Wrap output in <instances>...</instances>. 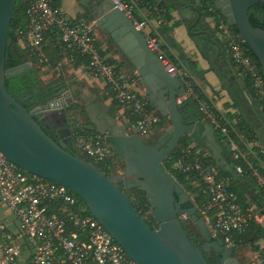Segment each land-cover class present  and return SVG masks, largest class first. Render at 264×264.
<instances>
[{
    "label": "water",
    "instance_id": "1",
    "mask_svg": "<svg viewBox=\"0 0 264 264\" xmlns=\"http://www.w3.org/2000/svg\"><path fill=\"white\" fill-rule=\"evenodd\" d=\"M258 3L264 4V0H215L214 7L226 24L236 29L264 75V30L253 28L248 19L249 9ZM99 4L103 12L101 21L112 37L123 35L133 42L134 52L128 57L142 79L144 95L168 120L156 143L145 144L137 134H128L127 125L118 124L106 107L87 102L84 96L77 97L75 92L62 87V83L53 85L56 88L43 105L30 111L23 109L20 101L29 99L30 95L14 99L5 90V81L33 70V67L24 59L22 64L5 69L6 47L11 44L7 34L16 0H0V153L23 172L59 184L77 196L88 213L135 264H208L203 253L211 250L220 256L218 264H240L233 256L236 247H226L221 240L212 238L197 214L194 199L163 167L164 160L174 152L180 139L190 136L203 143L217 168L230 178H236L214 128L208 122H185L181 113L185 103L178 101L185 91L179 80L165 70L158 57L147 48L143 35L110 0H101ZM158 31L165 43L173 48L171 37L162 27ZM179 59L194 70L182 51ZM216 67L221 71L219 65ZM221 75L225 78L224 89L228 90L235 78ZM79 99L85 101L83 106L76 104ZM71 106L76 108L69 110ZM69 111L87 115L89 123L82 128L104 137L113 154L124 163L121 175L107 177L93 164L66 151L73 145ZM47 113H61L63 125L47 130L41 122ZM48 131L53 133L56 141L46 134ZM159 143H165V146L161 148ZM131 177H134V185L129 184ZM119 183L126 189L133 186L142 189L151 208V217L157 223L156 229L150 228L140 217L119 189ZM182 214L202 237L204 243L200 248L187 237L180 220Z\"/></svg>",
    "mask_w": 264,
    "mask_h": 264
},
{
    "label": "built area",
    "instance_id": "2",
    "mask_svg": "<svg viewBox=\"0 0 264 264\" xmlns=\"http://www.w3.org/2000/svg\"><path fill=\"white\" fill-rule=\"evenodd\" d=\"M110 1L143 35L147 48L165 70L179 80L186 97H195L189 81L193 77L185 68L177 71L166 56L165 41L158 31L165 16L161 0ZM26 15L27 32L25 39L18 41L20 48H27L35 61L46 62L39 46L51 34L58 48L69 52L68 58H64L68 64L73 63V54L85 58L84 69L105 82L115 93L116 101L135 114L132 127L136 134L148 133L158 116L147 109L145 100L130 89L102 55L91 22L68 18L54 6L53 0H31L26 6ZM214 30L240 77L238 81H246L264 114L263 81L246 55L242 40L222 21L214 22ZM197 103L205 122L214 128L218 143L226 147L234 160L244 163V168L240 165L233 168L235 173H247L264 196V145L259 140H241L239 145L229 137L235 121L227 120L226 111L212 104L213 109L200 98ZM73 144L89 163L104 170L110 168L107 160L114 154L103 136L78 134ZM208 154L194 145L183 148L173 167L197 183L205 194L206 202L198 211L212 238L221 240L226 247L235 246L233 235L244 233L249 226L264 227V204L249 203L241 207L230 191L229 179L220 177L219 168L205 159ZM0 206L6 207L13 219L0 218V264H23L22 246L28 249L30 264H135L77 196L59 184L23 172L1 153ZM180 220L187 221L188 217L182 214ZM260 248L258 252H251L252 264H264V245Z\"/></svg>",
    "mask_w": 264,
    "mask_h": 264
},
{
    "label": "trees",
    "instance_id": "3",
    "mask_svg": "<svg viewBox=\"0 0 264 264\" xmlns=\"http://www.w3.org/2000/svg\"><path fill=\"white\" fill-rule=\"evenodd\" d=\"M30 1L31 0H16L14 13L12 15L8 29V34H7V38L11 40V44L6 47L7 62L5 65V69L13 68L22 64L23 60L26 59L33 67V70L27 71L22 75L16 76L11 79H7L5 81V90L14 99H17L18 97H21L23 95H30L29 99L20 101L21 107L26 111H30L36 106L43 105L46 102L47 98L52 93L53 84H42L40 81V76L46 74L50 68H52L54 65L59 63L63 58H68L69 56L68 51H61L58 48L57 41L51 34H48L44 38V41L39 46L40 51L45 55V58L47 59L46 62L39 63L35 61L27 48L22 49L19 47L18 41L24 40L25 34L27 32L26 27L28 24V19L26 15V6ZM214 1L215 0H200V8L203 12L202 15L212 17L214 22L222 21L226 23L225 19L221 16L220 12L216 10V8L214 7ZM53 4L55 7H59L60 0H53ZM161 6L165 10V16H164V21L160 24V27L163 28L165 33H169L173 28L179 25V22H176L171 18L169 14V8L167 7L165 0H161ZM248 19L253 28H259L264 30V8L261 9L259 7V3L252 6L249 9ZM229 29L233 35L238 36V33L233 26H229ZM214 41L221 47L222 50L221 61H222L223 70L222 72L219 73V78L223 82L225 81V78L222 77L221 73L225 74L226 76L230 75L228 74L229 72L226 69L227 63L228 65L230 63L233 69H234V65L230 57L228 56L224 45L219 41L217 42L215 39ZM242 47L245 50L246 55L251 59V61L255 65L256 71L258 75L261 77L264 87V75L260 71V67L257 60L254 58V56L248 50V48L244 43L242 44ZM164 49L168 60L177 71H182L183 68H185L189 72V74L193 77V80L190 79L189 81L191 82L190 88L194 92L195 97L191 95L187 96L186 99L184 100L185 106L181 109V113L184 116L185 122H194L200 124L204 123L205 117L204 114L199 109L197 99L200 98L204 100V102L209 104L211 107L212 104H214L215 102V99L209 98L204 93L202 86L198 84V82L203 83L204 79L202 77L204 72L198 70L196 64L193 62H190V64L194 68V70L187 67L179 59L180 48L178 46L174 45L173 48H170L165 43ZM72 57H73V63L71 64L72 67L77 68L80 65L83 66L86 64L85 58H82L75 54H73ZM236 77L240 79V77L237 74ZM234 84H236V81L232 83V85ZM108 90L110 91L108 97L112 99L113 112L123 108V106L116 101L115 93L111 90L109 86H108ZM243 92L247 93L251 97V99L253 100V105L255 106L256 110L260 109V104L255 99L256 96L254 95L253 92H251V90H249L248 84L246 83L245 80H241L239 86H237L236 89H232L231 87L229 88L228 94L231 99V105H228L226 109H234L235 111L234 112L226 111L225 117L227 118L228 121H232V120L235 121L232 126L233 128L229 130L228 134L229 137L239 145L241 144V140H246V141L259 140L257 138L255 127L251 124L250 120L248 119L244 111L245 100L244 98H241ZM31 100H33V102H31ZM146 107L150 112L153 111L152 106H150L149 103L147 102H146ZM75 108H76L75 106H71L69 110H74ZM212 108L214 109V107ZM261 113L264 119V114L263 112ZM124 115L128 117L127 119L131 125L135 124L136 116L129 109H126ZM157 116H158V121L150 126L148 133L146 135L141 136L137 134L145 144L152 145V143H154V141L157 138L156 134H159L168 124L167 118H164L160 114ZM46 134L51 139L56 141V138L54 137L53 133L46 132ZM78 134L90 135L94 133H92L89 130L83 129L82 127L74 128L72 130L73 142H74V137ZM145 136H147L148 138L146 139ZM217 141L219 142L218 137H217ZM192 145H194L196 149H201L202 152H206V153L208 152L204 148L203 143L201 141L193 140V138L190 136H184L180 139L174 152L168 155L167 158L164 160L163 167L173 175V177L177 180V182H179V184L185 190V192H187L191 197H193L197 207L200 208L201 205L206 202V197L205 194L202 192L201 187L197 183H194L191 179L187 178L185 174L181 173L178 170H175L173 167L176 158L183 150V148ZM221 147L223 149L224 157L226 158L227 162L232 168H234L236 165H240L242 168L245 167L244 163L241 160H234L230 156L229 151L226 149L224 145L221 144ZM66 151L81 160H84L86 162H91L89 159L79 154L74 144L70 148H67ZM205 159L207 160V162L215 165L210 154H208L205 157ZM118 163L119 161L116 155H113L111 158L107 160V164L110 165L109 169L104 170L100 166L97 167L104 175H106L107 177H111L116 175L117 172L115 170L117 168L116 164ZM219 176L229 179L230 191L234 193L237 203L240 204L241 207H245L249 203H256L259 205L264 204V196H262L261 193L259 192L254 179H252L247 173L244 172L242 174H237L236 178H230L224 171L219 169ZM118 187L125 194V196H127L131 200V203L133 204L135 210L138 212L140 217L146 222V224L150 228L156 229L157 223L154 222L151 217L150 214L151 208L142 189L139 187L126 189L122 183H119ZM197 214L199 218L202 217L199 211ZM187 221L181 220L185 233L189 238V240L191 241V243L197 248H200L201 245L204 243V241L198 233L192 234L191 232L187 231ZM232 239L236 248L249 246L250 252L252 253L258 252L261 250V248L259 245L255 243L259 241H263L264 243V227L249 226L244 233L239 235H233ZM27 250L28 249L22 246V255L25 258L23 264H30L29 254ZM203 257L205 258L208 264H218L220 259V256L216 254L213 250L207 253H203Z\"/></svg>",
    "mask_w": 264,
    "mask_h": 264
},
{
    "label": "crops",
    "instance_id": "4",
    "mask_svg": "<svg viewBox=\"0 0 264 264\" xmlns=\"http://www.w3.org/2000/svg\"><path fill=\"white\" fill-rule=\"evenodd\" d=\"M101 0H60L59 9L62 14L73 20H84L92 23L93 34L96 38V44L101 53L115 67L120 77L129 85L130 89L135 91L145 102L149 103L153 108L155 115L161 113L153 106V104L144 95L145 88L141 83V77L137 75L128 54L132 55L134 52V45L131 40L123 35L112 37V33L108 31L105 24L101 21L103 12L99 8ZM169 8L171 18L179 22V25L173 28L168 34L174 42L175 46L180 48L189 62L196 64L198 70L203 73V83L198 82L202 86L204 93L209 98H214V105L217 109L234 112V109H226L231 105V99L228 90L224 89L225 81H221L219 73L222 72L221 47L214 41L218 42L214 30V21L210 16H203L200 8V0H165ZM96 18V20L93 19ZM96 22H99L97 24ZM165 32V31H164ZM217 53V54H216ZM216 61L214 62V58ZM214 62V63H213ZM216 64L221 67L219 71ZM227 71L231 76H234L236 84L230 87L236 89L239 86V79L236 77L235 69L231 64L227 63ZM228 75V76H230ZM42 84H53L57 86L62 83V87L72 92L76 96H84L85 101L90 103L100 104L102 107L108 109V113L113 117L118 124L127 125L128 134H136L128 121V117L124 115L125 108L113 112L112 99L108 97L109 90L105 82L100 79L92 77L83 66L77 68L72 67L63 58L59 63L48 70L46 74L40 76ZM181 85V83H180ZM183 88V86L181 85ZM229 87V88H230ZM184 89V88H183ZM181 98H186L185 92ZM241 98H244V111L255 127L257 138L263 144L264 139V119L260 109L255 108L251 97L243 92ZM182 99H178L180 101ZM84 100L79 99L76 104L84 105ZM72 124L70 128L83 127L88 124L87 115L85 113L78 114L73 111ZM75 117V118H74ZM69 118V117H68ZM158 136V134H156ZM147 139L148 137L145 136ZM119 161V160H118ZM119 163L116 164L117 169ZM120 170V169H119ZM119 171H117L118 173ZM123 184V183H122ZM124 185V184H123ZM252 255V253H251Z\"/></svg>",
    "mask_w": 264,
    "mask_h": 264
},
{
    "label": "rangeland",
    "instance_id": "5",
    "mask_svg": "<svg viewBox=\"0 0 264 264\" xmlns=\"http://www.w3.org/2000/svg\"><path fill=\"white\" fill-rule=\"evenodd\" d=\"M73 116H76V114H73V111H69L68 117H69V122H71V124H72V121H73V119H72ZM118 166H119V168L118 169L116 168L115 171L116 172L119 171L118 174L121 175L122 174V170L124 168V163L119 161V165ZM191 198H193V197H191ZM0 218H6L9 221L13 220L11 213L4 206H0ZM187 231L191 232L192 234L198 233L196 228H195V226L190 221H187ZM255 244L259 245L260 247L264 245L263 241H259V242L255 243ZM249 249H250L249 246L239 247V248L237 247L235 249L234 257L237 259V261L240 264H252L253 263V258H252V255H251V252H250Z\"/></svg>",
    "mask_w": 264,
    "mask_h": 264
},
{
    "label": "flooded vegetation",
    "instance_id": "6",
    "mask_svg": "<svg viewBox=\"0 0 264 264\" xmlns=\"http://www.w3.org/2000/svg\"><path fill=\"white\" fill-rule=\"evenodd\" d=\"M259 7L261 9L264 8L263 4H260V3H259ZM55 88L56 87H53L52 92H53V90H55ZM41 122L43 123V125L45 126V128L47 130H50L51 128H54L56 126H59V125L62 126L63 122H64V116L61 113H54V114L47 113L44 115V118L41 120ZM68 122H69V118H68ZM69 125H70V122H69ZM48 132L52 133L51 131H48ZM155 143H156V141H154V143H152V145H154ZM159 145L161 148H163L165 146V143H163V144L159 143ZM263 145H264V139H263ZM134 183H135L134 177H131L129 184L134 185ZM133 187H130V188H133Z\"/></svg>",
    "mask_w": 264,
    "mask_h": 264
}]
</instances>
